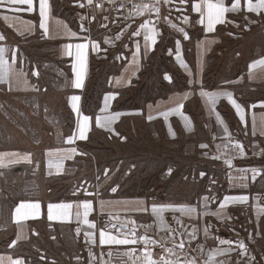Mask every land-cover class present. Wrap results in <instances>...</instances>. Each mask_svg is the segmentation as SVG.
Here are the masks:
<instances>
[{"label":"crops","instance_id":"crops-1","mask_svg":"<svg viewBox=\"0 0 264 264\" xmlns=\"http://www.w3.org/2000/svg\"><path fill=\"white\" fill-rule=\"evenodd\" d=\"M100 2L97 8L92 0H44L43 15L40 0L0 3L6 61L0 89L37 91L24 50L35 41L47 48L37 50L48 59L40 69L57 73L65 110L55 116L59 138L53 145L37 153L0 149V168H29L30 181L40 185L37 194L18 196L0 213V264H158L161 254L171 259L180 246L187 260L178 264L240 261L246 249L253 259L240 264H264V6L260 0ZM209 3L226 9L218 18L213 10L211 22ZM230 41L237 42L227 50ZM222 51L232 61L215 62ZM225 62L232 69L222 77ZM206 73L216 77L214 85ZM90 84L87 96L99 93L93 113L85 107ZM148 87L155 96L121 107L128 92L141 98ZM134 115L163 123L172 140L195 137L196 147H209L217 137L236 135L247 149L222 166L214 161L206 171L192 170L211 176L200 194L121 196L115 185L104 190L108 178L61 196L53 191L50 180L77 173L93 134H119L121 118ZM101 231L106 241L129 243L101 244ZM196 247L203 250L198 254ZM138 254L141 260L134 259Z\"/></svg>","mask_w":264,"mask_h":264},{"label":"rangeland","instance_id":"rangeland-1","mask_svg":"<svg viewBox=\"0 0 264 264\" xmlns=\"http://www.w3.org/2000/svg\"><path fill=\"white\" fill-rule=\"evenodd\" d=\"M235 42L237 41L224 43L226 44L227 50L232 48ZM39 49L41 48L36 46L35 41H30L28 45L24 47L25 52L29 53V58L25 60V65L30 77H34L31 79L37 91L10 93L0 89V147H3L2 150H21L37 153L42 151L45 147L53 145L56 140L58 141L59 135H54L53 126L59 125L60 122H57L59 117L57 116V119L55 116L57 113L61 112H63V115L65 114L63 99L59 94V88H57L60 84H57L56 72L40 69L46 66L45 62L48 59L45 58L47 56L39 57L37 53ZM46 50V47H42L40 51L45 52ZM225 58L226 62L232 61L231 57L228 60L225 51H222L221 54L216 52L215 62ZM49 66H51V64H49ZM231 69V65L226 63L221 68L222 77L228 76ZM62 78L63 80L65 79V74L62 75ZM36 82H38L37 85H35ZM90 86L91 84L87 86L86 92H84L86 97L88 95V89L91 91ZM133 97L135 103H128L127 105L138 107L137 105H139L142 97L140 98L138 95L137 97ZM56 127L55 133L59 126ZM117 128L119 134H93L92 139L87 143L88 148L86 149V156H83V160L77 164L79 170L74 175L72 190L78 189L82 184L87 186L90 182L99 183L98 185L100 186L105 178H108V181L105 183L104 190H108L111 185H113L108 175L112 176L113 173L117 171L118 164H120L121 161H115V158H118V156L112 155L129 151L133 146L137 150L146 151L150 156H160V154L162 156L167 155L164 167H159V165L155 166V168H157L156 172H158L160 168L163 169L161 170L164 177L169 176L168 173L170 172L171 174L180 164L193 166L195 160H200L205 163V171L207 170V165H211L214 161H218L219 166H222V164H227L234 158H241L242 149L244 148L245 151L247 149L245 148L246 146H244L245 142L243 136L240 139L236 135L217 137L211 145L209 144V147H205V145H198L200 147H196L195 145L198 139L195 137L193 139L179 135L176 139L172 140L166 131H164L163 123L151 125L150 122H146L145 119L135 115L130 117L123 116ZM50 132L52 135H50ZM189 147H191V150H188ZM254 154L256 153L254 152ZM213 164L217 165L216 163ZM183 169L184 167H182V172H184ZM198 171L192 172L191 170L184 174H190L189 179H187L189 180L190 187L193 192L200 194L204 191L206 185L208 186L211 183V176L208 178L204 172L200 173V171ZM104 172H106V175H104ZM150 172H154V168H152ZM175 172L177 173V169ZM197 172L198 176L195 177ZM170 178L168 179L169 183L167 181L163 184L165 186L169 184L171 186L170 189L174 188L175 184H185L178 183L175 178L172 179L173 182L171 184ZM178 193V190H176V192H171L170 194L176 196ZM179 195H181V193H179ZM179 200L180 199H173L170 201ZM232 232L236 233L237 231L235 230ZM197 248L198 247L195 248V252L199 254L203 249L200 247ZM242 254L243 255L240 256V261L238 258H225L223 260L221 258H216L213 263L240 264L243 260L251 259L250 262L252 261V252L250 250L246 249ZM259 254L260 256L263 255L264 250H261ZM134 259L141 260L142 255L139 259L136 257ZM169 259L167 264H174V259ZM203 259L204 261H208L209 257L203 255Z\"/></svg>","mask_w":264,"mask_h":264},{"label":"trees","instance_id":"trees-1","mask_svg":"<svg viewBox=\"0 0 264 264\" xmlns=\"http://www.w3.org/2000/svg\"><path fill=\"white\" fill-rule=\"evenodd\" d=\"M209 73V72H208ZM206 73V81L208 85H214L216 82V77ZM150 89V90H149ZM146 90L150 93L142 97L143 99H148L155 96L151 92V88L148 87ZM99 91V90H97ZM99 93H96V90L87 96L85 107L88 108L90 112L96 110L97 102H94ZM135 93L128 92L127 98L123 101V105L128 103H135L133 101V96ZM3 146V145H1ZM3 149V147H0ZM112 156H118L115 158V161H120L118 164L117 171H115L111 177L113 185H117L115 194L121 196L129 195H144L148 197L167 194L168 192H176L178 190L182 195L193 194L192 188L190 187L189 178H182V167H184V173L190 172L191 170H196L198 167L205 168V163L200 160H195L193 166L188 164H180L176 169L177 173L174 171L169 174V176H163L162 168L158 172L156 165L159 167H164V162L167 160V155H151L146 151L137 150L134 146L129 151H124L122 153H115ZM150 158V159H149ZM154 168V172L150 170ZM162 169V170H161ZM161 170V172H160ZM21 175H24V178H21ZM31 174L30 169H26L20 166H12L8 169L0 168V213H5L10 209V202L16 200L18 196H24L28 194L38 193L40 191V185H36L30 181ZM171 177V178H170ZM21 178V179H20ZM170 178V183L172 184V179H176L178 183L185 184H175L174 188L170 189V185H163ZM74 176L62 175L57 178L50 180L48 185L53 189L56 194L61 196V193L68 192L73 186ZM47 185V183H46ZM173 189V190H172ZM161 195V196H162Z\"/></svg>","mask_w":264,"mask_h":264},{"label":"snow or ice","instance_id":"snow-or-ice-1","mask_svg":"<svg viewBox=\"0 0 264 264\" xmlns=\"http://www.w3.org/2000/svg\"><path fill=\"white\" fill-rule=\"evenodd\" d=\"M2 2H3V0H0V3H2ZM10 2L11 3H18V4H28V5L32 4V0H10ZM260 2H261V6H264V0H260ZM40 4H41V15H43L44 0H40ZM208 9H209V21L210 22L212 21V12H213V10H215L217 18H218L220 13L226 11V9H224L222 7H219L218 5H215V4H211V3L208 4ZM69 47H71V45H69ZM76 47L79 49V48H83L84 45L83 44H78V45H76ZM2 52H3V49H0V54H2ZM69 55H71V53H69ZM5 63H6V61L3 59L2 55H0V68H2ZM0 79H3V77L0 76ZM77 86H79V84H77ZM49 207L51 209V206H49ZM84 207H85V209H87V207H88L87 203H85ZM153 211L154 212L156 211V206H153ZM85 216H87V211H85ZM49 218H51V215H50ZM104 235H105L104 232L101 231V233H100V237H101L100 243L101 244H104L106 242H114L116 244H127V243H129L128 240H118V239H115V238H113L111 236H109L108 241H106L104 239ZM153 264H154V262H153Z\"/></svg>","mask_w":264,"mask_h":264},{"label":"built area","instance_id":"built-area-1","mask_svg":"<svg viewBox=\"0 0 264 264\" xmlns=\"http://www.w3.org/2000/svg\"><path fill=\"white\" fill-rule=\"evenodd\" d=\"M95 3V6L97 8L101 7V2L100 0H92ZM127 11L130 12V10L132 9V6H127L126 7ZM150 22H154V19H151ZM136 258H140L141 254H138L135 256ZM187 258V253L185 250L184 246H180L176 249V251L174 252V256H173V262L174 264H178L181 262H184ZM169 257L167 255L161 254L158 258V264H167Z\"/></svg>","mask_w":264,"mask_h":264}]
</instances>
